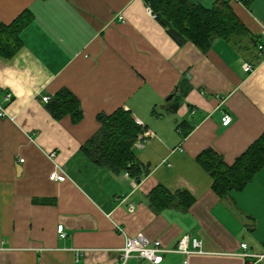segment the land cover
<instances>
[{
    "label": "crops",
    "instance_id": "0c3cea01",
    "mask_svg": "<svg viewBox=\"0 0 264 264\" xmlns=\"http://www.w3.org/2000/svg\"><path fill=\"white\" fill-rule=\"evenodd\" d=\"M228 1L256 36L245 52L222 38L206 52L179 46L145 0H0V25L31 18L21 48L0 56V264H116L125 236L139 232L166 249L185 235L201 241L202 252H168L161 264H264L241 247L264 252V166L220 197L197 159L212 149L232 164L264 133V0ZM62 88L79 100V121L54 118L43 102ZM118 108L146 132L132 148L146 171L139 181L81 150L97 115ZM56 166L64 181L49 178ZM159 185L191 204L154 207Z\"/></svg>",
    "mask_w": 264,
    "mask_h": 264
},
{
    "label": "trees",
    "instance_id": "16d2710c",
    "mask_svg": "<svg viewBox=\"0 0 264 264\" xmlns=\"http://www.w3.org/2000/svg\"><path fill=\"white\" fill-rule=\"evenodd\" d=\"M145 1L151 6L158 22L179 46L191 42L206 52L215 38H222L245 52L256 40V36L237 16L228 0H216L210 7L188 0ZM252 1L244 0L243 5L248 7ZM30 20L28 13H24L11 24L0 25V56L10 58L21 48L20 32ZM257 56L256 62L262 58L261 55ZM46 104L56 119L65 115H69L73 121L82 118L79 100L66 88L58 90ZM97 120L100 128L81 146L82 152L95 165L108 168L114 173H127L139 181L146 171L135 159L132 148L137 134L144 132V129L134 120L132 113L123 108L111 114L100 113ZM197 159L212 177V189L218 196L239 191L264 166V133L232 164H226L212 149H205ZM149 195L157 208L174 206L186 209L192 202L186 192L170 194L160 185L152 189ZM156 198L158 202H155Z\"/></svg>",
    "mask_w": 264,
    "mask_h": 264
},
{
    "label": "built area",
    "instance_id": "2783aa9c",
    "mask_svg": "<svg viewBox=\"0 0 264 264\" xmlns=\"http://www.w3.org/2000/svg\"><path fill=\"white\" fill-rule=\"evenodd\" d=\"M239 4L243 5L244 0H233ZM149 13H152L151 9H148ZM155 16V15H154ZM258 49L264 54L263 46L259 45ZM245 71L252 70V66L248 63L243 65ZM50 99L49 96L42 97L43 102H48ZM6 100H10V95L6 96ZM7 113L5 109L0 107V116L4 117ZM223 125H229L231 122V116L228 114H224L221 118ZM146 132H142L138 135V138L145 136ZM54 153H50L49 157L53 158ZM23 162V159H20ZM128 176L127 173H125ZM49 178L51 180L56 181H64L66 178L65 173L56 166L54 170L49 174ZM133 206L130 205V209ZM118 230L122 231L121 227H117ZM58 232L60 235L65 236L64 226H58ZM123 232V231H122ZM242 255L245 257H254L258 261L264 260V252L255 254L247 251V244L242 243ZM168 252H176L182 254H189L192 252H202V244L201 241L196 237H189L188 235L183 236L178 242L177 245L172 249H166L162 245L161 241L158 239H151L146 234L139 232L134 235H126L124 239V244L120 249V260L116 264H124L130 258H137L140 260H144L149 264H161L164 258V254ZM181 264H189L188 260L185 259Z\"/></svg>",
    "mask_w": 264,
    "mask_h": 264
}]
</instances>
